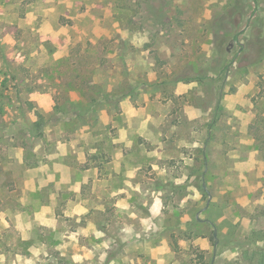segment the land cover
Listing matches in <instances>:
<instances>
[{
    "label": "rangeland",
    "instance_id": "rangeland-1",
    "mask_svg": "<svg viewBox=\"0 0 264 264\" xmlns=\"http://www.w3.org/2000/svg\"><path fill=\"white\" fill-rule=\"evenodd\" d=\"M0 264H264V0H0Z\"/></svg>",
    "mask_w": 264,
    "mask_h": 264
}]
</instances>
